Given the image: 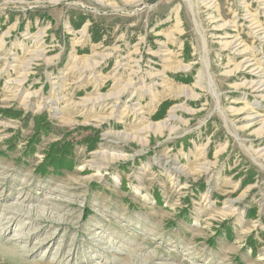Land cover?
<instances>
[{"label":"rangeland","instance_id":"374dc122","mask_svg":"<svg viewBox=\"0 0 264 264\" xmlns=\"http://www.w3.org/2000/svg\"><path fill=\"white\" fill-rule=\"evenodd\" d=\"M0 264H264V0H0Z\"/></svg>","mask_w":264,"mask_h":264},{"label":"bare ground","instance_id":"6f19581e","mask_svg":"<svg viewBox=\"0 0 264 264\" xmlns=\"http://www.w3.org/2000/svg\"><path fill=\"white\" fill-rule=\"evenodd\" d=\"M13 223V220H9V221H7L6 223H5V225H4V228H5V226H7V230L10 228V225ZM6 230V231H7ZM40 233L39 232H35L34 234H32V236L31 237H29L28 239H30V241H32L33 239H35V238H37V236L39 235ZM54 243V237L53 238H47V239H44V240H42L41 242H40V247H39V249H41V248H43L46 244H48V243Z\"/></svg>","mask_w":264,"mask_h":264},{"label":"trees","instance_id":"16d2710c","mask_svg":"<svg viewBox=\"0 0 264 264\" xmlns=\"http://www.w3.org/2000/svg\"><path fill=\"white\" fill-rule=\"evenodd\" d=\"M58 159H60V158H58ZM57 159V160H58ZM54 160V161H52V163L54 164V166L56 167V168H58V167H60L61 165H65L66 163H69V161L66 159V160H64V159H60V160ZM68 165H70V164H68ZM43 166V165H42ZM41 166V167H42ZM69 168H72V166H70Z\"/></svg>","mask_w":264,"mask_h":264}]
</instances>
